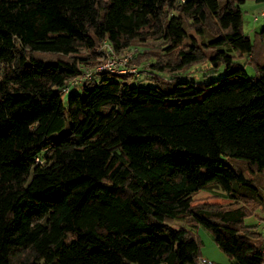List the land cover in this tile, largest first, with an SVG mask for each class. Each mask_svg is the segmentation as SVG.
Masks as SVG:
<instances>
[{"label":"trees","instance_id":"16d2710c","mask_svg":"<svg viewBox=\"0 0 264 264\" xmlns=\"http://www.w3.org/2000/svg\"><path fill=\"white\" fill-rule=\"evenodd\" d=\"M245 1L0 0V264H199V227L228 264H262L264 28L244 33ZM104 40L138 74L83 78ZM199 63L224 75L179 79Z\"/></svg>","mask_w":264,"mask_h":264},{"label":"rangeland","instance_id":"374dc122","mask_svg":"<svg viewBox=\"0 0 264 264\" xmlns=\"http://www.w3.org/2000/svg\"><path fill=\"white\" fill-rule=\"evenodd\" d=\"M242 10V22H243V31L249 38L253 39L254 34L259 32L262 28H264V16L260 14L261 10H264V2L256 3L252 0H246L243 4H241ZM254 17H257L255 20ZM188 41H198V37L192 32L189 31ZM132 49H136L133 47ZM131 49V50H132ZM130 50V51H131ZM238 61L240 63H244V58H239ZM209 64H194L188 67H185L183 72L181 73L180 80L181 81H193V82H203L209 83L211 81H216L220 79L224 75V67L220 66L217 70L206 69ZM245 71L248 75H253V70L249 65H245ZM138 74V73H137ZM155 75L161 79H167L168 74L166 72H156ZM145 74H141L137 79L139 85L143 86H152L154 85L151 79H146ZM149 77L152 74H148ZM80 86L72 89L71 92H80ZM243 173L247 176L248 173L244 166H239ZM194 200H226V196L218 189L212 190H200L193 195ZM247 223L249 224H258V220L254 217H250L247 219ZM178 224V223H177ZM176 224V225H177ZM259 227V226H258ZM260 228V227H259ZM261 230V229H260ZM197 233L202 239L201 246V257L205 259H209L218 263L228 264L229 258L225 253H223L214 241L211 238L210 233L202 227L197 229Z\"/></svg>","mask_w":264,"mask_h":264},{"label":"built area","instance_id":"2783aa9c","mask_svg":"<svg viewBox=\"0 0 264 264\" xmlns=\"http://www.w3.org/2000/svg\"><path fill=\"white\" fill-rule=\"evenodd\" d=\"M261 15H264V12L261 13ZM256 20L257 17H254ZM136 49H132L131 51L127 52L123 57L117 56L115 53L112 45L107 42L106 40L103 41L100 49L98 52L100 53V62L93 68H83V78H88L92 75V73L96 72H103V71H108V72H114V73H135L137 74V67L134 65H129L130 60L133 57L134 52ZM75 80H72L68 86H66L63 89V93H66L69 89L70 86H73L75 84ZM259 227L264 234V220L258 222ZM261 252L263 255V261L262 264H264V241L261 245ZM199 264H212V261L209 259L205 258H200L199 259Z\"/></svg>","mask_w":264,"mask_h":264},{"label":"crops","instance_id":"0c3cea01","mask_svg":"<svg viewBox=\"0 0 264 264\" xmlns=\"http://www.w3.org/2000/svg\"><path fill=\"white\" fill-rule=\"evenodd\" d=\"M262 12H264V10H261L260 14H261ZM262 16H264V15H262ZM211 261H212V260H211Z\"/></svg>","mask_w":264,"mask_h":264}]
</instances>
